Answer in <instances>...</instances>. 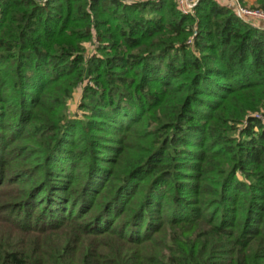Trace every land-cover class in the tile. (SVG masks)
Returning a JSON list of instances; mask_svg holds the SVG:
<instances>
[{
    "label": "trees",
    "instance_id": "16d2710c",
    "mask_svg": "<svg viewBox=\"0 0 264 264\" xmlns=\"http://www.w3.org/2000/svg\"><path fill=\"white\" fill-rule=\"evenodd\" d=\"M255 113L264 28L216 0H0V264H264Z\"/></svg>",
    "mask_w": 264,
    "mask_h": 264
},
{
    "label": "built area",
    "instance_id": "2783aa9c",
    "mask_svg": "<svg viewBox=\"0 0 264 264\" xmlns=\"http://www.w3.org/2000/svg\"><path fill=\"white\" fill-rule=\"evenodd\" d=\"M199 1L200 0H175V3L178 11L181 14L193 16L195 13V8L198 5ZM229 3V9H231L236 18H238L243 23L251 26H255L256 23L264 24V9L243 5L240 0H229ZM194 36L190 38V41L188 43L191 44L193 42ZM261 117L263 116H261L260 114H256V118L262 119Z\"/></svg>",
    "mask_w": 264,
    "mask_h": 264
},
{
    "label": "rangeland",
    "instance_id": "374dc122",
    "mask_svg": "<svg viewBox=\"0 0 264 264\" xmlns=\"http://www.w3.org/2000/svg\"><path fill=\"white\" fill-rule=\"evenodd\" d=\"M219 2L222 6H230L229 0H216ZM243 5L250 6V7H259V5L256 3L255 0H240ZM195 14V13H194ZM255 26L262 27L264 28V24L262 23H256ZM97 47L98 43L96 42L95 39H93L90 42H84L83 43V48H84V53L86 57H91L97 53ZM83 87L80 89H77L74 91L72 98L67 101L66 107H67V117L69 119H75V118H82L86 113H84L80 109V102L82 98V92H83ZM256 114L261 113H255L252 114L254 117H256ZM262 116V115H261ZM262 119L260 120L264 124V117H261ZM237 137V135H236Z\"/></svg>",
    "mask_w": 264,
    "mask_h": 264
}]
</instances>
